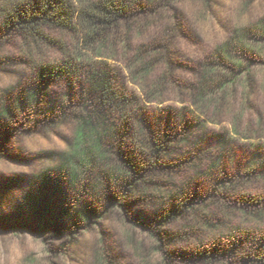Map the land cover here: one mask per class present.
<instances>
[{"label": "trees", "instance_id": "trees-1", "mask_svg": "<svg viewBox=\"0 0 264 264\" xmlns=\"http://www.w3.org/2000/svg\"><path fill=\"white\" fill-rule=\"evenodd\" d=\"M175 1L0 0V33L61 51L57 61L31 59L34 76L27 95L32 104L42 102L43 113L75 111L76 152L68 169L74 181L101 159V182L159 202L167 197L164 204L169 209L160 213V220L192 216L193 225L179 235L206 240L207 248L198 253L205 263L264 264L263 116L255 130L249 123L242 125V114L232 120L235 135L257 139L249 144L248 156L231 148V132L219 134L218 153L210 135L192 149L182 148L193 131L205 125L202 116L222 122L228 99L242 84L244 88L251 84L250 66L234 59L239 52L247 56L251 51L240 35H233L212 50L201 64L199 79L189 85L177 75L186 63L179 60L175 48L178 38L187 34ZM155 26L149 42L133 46L131 30L143 34ZM52 31L71 36L72 47L53 37ZM111 60L122 63L129 80ZM157 68L161 72L151 83L150 75ZM54 86L63 89L57 104L51 103ZM168 88L178 92L182 102L188 101L183 96L187 90L191 106L162 105ZM21 96V105L28 103ZM112 153H118L117 162H110ZM206 158L210 162L202 169ZM186 170L194 174L187 183L166 192L164 176ZM211 203L217 204L219 213H202L201 207Z\"/></svg>", "mask_w": 264, "mask_h": 264}, {"label": "rangeland", "instance_id": "rangeland-1", "mask_svg": "<svg viewBox=\"0 0 264 264\" xmlns=\"http://www.w3.org/2000/svg\"><path fill=\"white\" fill-rule=\"evenodd\" d=\"M174 6L187 34L178 38L175 48L179 60L186 63L177 75L189 85L199 79L201 64L212 50L233 35H240L251 51L233 57L245 68L250 66L251 84L247 88L242 84L228 99L222 122L202 116L205 125L195 129L182 148L192 149L210 135L218 153L219 134L231 132V148L248 156L249 144L257 139L235 135L231 127L235 114H242V125L249 123L254 130L259 129L257 119H264V0H176ZM155 29L143 34L131 30L133 46L149 42ZM51 35L67 47L74 43L63 32ZM61 56L57 47L37 46L0 33V264H207L198 256L207 248L206 240L179 235L193 225L192 216L159 219L169 209L164 204L166 196L159 202L155 197L128 194L127 187L101 182V159L81 171L78 181L72 179L68 169L76 152L75 111L43 113L42 102L32 104L27 95L34 76L31 59L57 61ZM110 62L128 79L122 63ZM160 72L161 68L152 72L151 83ZM246 74L242 72L243 77ZM50 93L51 103L57 104L63 89L54 86ZM186 93L188 101L182 102L178 92L168 88L162 105L191 106ZM20 96L28 103L21 105ZM111 155L110 162H117L118 153ZM209 162L206 158L202 169ZM189 175H194L192 170L165 175V191L182 187ZM201 208L211 215L220 210L212 203Z\"/></svg>", "mask_w": 264, "mask_h": 264}]
</instances>
